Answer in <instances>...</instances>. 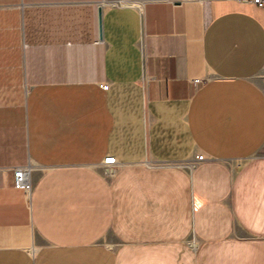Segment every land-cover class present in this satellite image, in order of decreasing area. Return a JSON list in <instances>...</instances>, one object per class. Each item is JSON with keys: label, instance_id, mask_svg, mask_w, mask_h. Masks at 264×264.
<instances>
[{"label": "crops", "instance_id": "0c3cea01", "mask_svg": "<svg viewBox=\"0 0 264 264\" xmlns=\"http://www.w3.org/2000/svg\"><path fill=\"white\" fill-rule=\"evenodd\" d=\"M0 264H264V3L0 0Z\"/></svg>", "mask_w": 264, "mask_h": 264}, {"label": "built area", "instance_id": "2783aa9c", "mask_svg": "<svg viewBox=\"0 0 264 264\" xmlns=\"http://www.w3.org/2000/svg\"><path fill=\"white\" fill-rule=\"evenodd\" d=\"M253 2V4L256 5H263L264 0H250ZM132 5L134 7H141L143 5V2H133ZM196 82H199V80H195ZM203 156L202 155H197L196 156V161L202 160ZM115 163V158L113 156H107L104 159V164L107 165V168H110V173H111V167L112 165ZM28 167L25 166H20V167H16L14 168L13 172V177H14V187L17 189H20V191L22 190L24 192V194L27 196H29L30 193V181H29V175H28ZM113 172V169H112Z\"/></svg>", "mask_w": 264, "mask_h": 264}, {"label": "water", "instance_id": "95a60500", "mask_svg": "<svg viewBox=\"0 0 264 264\" xmlns=\"http://www.w3.org/2000/svg\"><path fill=\"white\" fill-rule=\"evenodd\" d=\"M101 9L100 8H98V34H99V38H102L101 36H102V22H101V11H100Z\"/></svg>", "mask_w": 264, "mask_h": 264}]
</instances>
